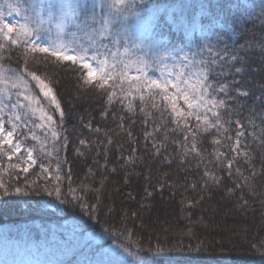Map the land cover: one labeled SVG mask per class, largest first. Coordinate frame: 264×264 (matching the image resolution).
I'll return each mask as SVG.
<instances>
[{
    "label": "trees",
    "instance_id": "16d2710c",
    "mask_svg": "<svg viewBox=\"0 0 264 264\" xmlns=\"http://www.w3.org/2000/svg\"><path fill=\"white\" fill-rule=\"evenodd\" d=\"M200 1L146 0L152 13L145 11L143 13L144 22L140 24L136 23L134 17H130L129 28L145 37L156 36L158 38L162 35L170 48L171 42L176 37L182 36L179 31L185 19L192 17L193 14L189 11H193L192 9H195ZM246 1L247 4L253 2L245 17L230 19L226 26L223 25L220 28L232 42L229 46L230 49L239 48L245 42L251 44L250 48L241 52V60L236 65L241 68V71L236 73L233 70L228 77L229 81L236 82L231 95L238 105V111L235 113L234 104L229 105L232 111L225 113V121L239 120L240 123L253 121L257 123L256 127L262 131L253 133L257 136H251L247 141L246 154H243L242 159L239 160L240 172L238 174L233 171L234 175L228 176L226 171H221L219 168L217 174L214 175L220 178L223 183L219 186L213 184L209 188L204 186L205 182L201 174L193 171V164L178 165L173 152H169V159L174 162L171 167L167 166L161 159L154 157L149 148L145 150L141 147L145 145L142 143V137L147 126L143 124L139 114H126L121 110V105L116 103L114 107H109V116L103 118L101 112L105 110V98L97 90L81 85L76 71L78 66L71 62H56L54 58L45 61L41 54L34 59L30 58V67L32 70H37V75H40L45 83H49V78L56 81L53 85L54 94L65 113L62 130L69 138L67 149L60 153V159L63 160L66 157L69 162L64 167V172H67L69 167L71 168V186L78 189L76 194L82 195L84 202L88 204L96 205L99 201V211L90 216L87 211L81 210L78 202L73 201L71 195L67 196L69 202L65 203H61L54 195L48 196L46 193L14 194L0 197V242L8 240L12 235L24 232L21 229L22 222L30 221L31 225L27 226L29 230L27 235L31 239H28V242L38 239V236L36 237L37 229L33 227L35 222H39L40 226L53 224L66 229L67 232H72L68 238L64 237L63 233H53L57 239L62 240L61 244L55 240L50 245V250L41 252L38 260L32 264H87L90 256L94 255L93 252L98 253L100 249L99 244L94 240L96 235H106L104 231L107 230L108 235L112 233L118 242L123 241L121 243L123 247L135 248L142 258L148 260L149 264H170L173 261L183 264L185 256L201 261V263L193 264H207L223 260H232V262L241 260L248 264H261L264 257L255 249L264 243V123L258 118L259 115L264 114V103L257 102V98L264 95V51H262L264 49V27H262L264 16L261 15L264 13V0ZM14 2L16 0H13ZM221 4L220 7L224 10L226 6ZM1 5L7 12L5 0H0ZM152 15L156 17L154 31L147 23L152 19ZM222 22L219 24L221 25ZM144 43L147 44L148 40L145 39ZM152 71L158 75L155 70ZM236 89H239L240 93L247 92L249 95L245 97L238 94ZM30 94L34 98L33 107L38 109L36 117L39 116L41 108L50 111L48 101L43 99L38 88ZM112 113L125 116L123 129L118 127L119 121L113 118ZM54 116L58 117L59 113L56 112ZM157 116L158 114H154L153 119ZM129 117L135 123H131ZM89 121L92 122L93 128L101 129L100 133H94L85 127ZM36 122L39 123V120ZM229 125L223 136V142H226L228 137H231L228 138L231 142L235 138L236 125L235 123H229ZM128 131H131V136L127 134ZM223 133L224 130H222V135ZM35 134L40 136V141L33 142L29 138L25 145L34 148V158L37 160V165L30 169L27 180L29 183L38 181L43 185L44 176L39 164H51V168L55 169V158L47 155V151H51L50 142L46 151L40 148V143L45 140L44 134L39 129H36ZM108 137H111L113 141L111 145L107 143ZM80 140H85L86 145L81 146ZM77 148L80 149L82 155L77 154ZM132 148L136 149L135 153H132ZM105 149H107V161L104 159ZM98 152L99 155H97ZM207 153L208 149H206ZM129 156L133 157L135 163H125ZM212 160L209 158L211 165ZM11 163H21V161H17L13 157ZM8 164L9 161L6 157L0 159V182L15 185L19 180L20 186H22L25 174L19 169L13 171L8 168ZM5 168L8 170L5 171ZM113 168L116 169L115 172L112 171ZM161 168L166 170L167 175L164 180ZM90 169L91 174H89ZM143 170H147L148 173L144 175ZM182 170L189 171L191 174L185 175ZM16 172H19V176L16 175ZM188 177L189 184L195 185V188L189 187ZM195 178L201 180L199 186L193 183ZM157 183L159 187L164 185L163 190L158 189ZM168 183H174L177 186L174 196H171L174 210L168 220L169 224L162 223L164 226L161 229L162 232L158 233L160 235L149 234L144 227L143 217L149 215L152 209H157L159 203L164 199L169 198ZM80 187L85 190L79 191ZM165 187L167 189L164 192ZM63 191L65 193L68 191L67 180L64 181ZM223 191H228L225 192L226 197L223 196V198L224 202L231 205V212L243 218L251 217L254 222L253 225L248 226L249 234H253L251 231L254 232L249 241L243 245L234 244L238 246L239 250L222 251L219 250L220 247H217L220 245L216 246L215 243L205 242L204 234L211 233V229L215 226L212 223L214 221L208 216L210 211L205 215L204 208L216 200L219 195H223ZM146 193H151V195H146ZM238 197L241 199H237ZM114 198L117 207L111 212V215L109 209H113L111 206H113ZM61 199H65V197L62 196ZM244 201H247V207L242 208L241 205ZM219 211L214 213V217L218 215ZM132 213L137 215L133 217ZM252 227L254 230H251ZM143 228L145 232L141 234ZM34 233L35 238H33ZM128 233H134L131 239H129ZM50 234L47 228L43 240L47 241ZM105 240H109L107 235ZM134 241H139V247H142L144 251H138V244ZM157 245L164 247L166 251L164 253L151 252L145 255L149 246ZM187 246L201 247L204 250L199 253L182 250ZM98 260L99 258L94 256L90 264H97ZM109 261L111 264H133L128 258L122 260L104 258V261H99V263L108 264Z\"/></svg>",
    "mask_w": 264,
    "mask_h": 264
},
{
    "label": "snow or ice",
    "instance_id": "6c2138e0",
    "mask_svg": "<svg viewBox=\"0 0 264 264\" xmlns=\"http://www.w3.org/2000/svg\"><path fill=\"white\" fill-rule=\"evenodd\" d=\"M6 7L7 12L0 6V159L6 157L9 161L8 168L13 171L19 169L25 174V179L22 186L19 180L15 185L0 182V197L46 193L65 203L69 202L67 196L71 195L81 210L87 211L90 216L99 211V201L96 205L88 204L84 202L82 195L76 194L78 189L71 186V168L64 172V167L69 162L66 157L61 160L60 153L67 149L69 138L62 130L65 113L54 94L53 85L56 81L49 78V83H45L37 75V70L30 67V58L43 54L45 61L54 58L56 62L77 65L81 85L97 90L105 98V110L101 112L103 118L109 116V107L119 103L126 114H139L145 126L153 124L152 131H145L143 134L147 142L145 150L150 143L153 155L169 167L173 161L164 155L168 152L169 135L181 138L170 143L174 148L184 149L182 154L185 159L181 163H186L189 153L201 156L196 144L201 125L205 134H210L213 130L219 132L223 127L221 114L232 111L229 105L235 103L231 92L236 82L229 81L228 77L233 70L236 73L241 71L236 65L241 60V52L250 48L251 44H241L235 49L220 47L213 42L215 37L212 33L201 32L199 36L193 33L186 45L194 48V51L169 48L162 35L158 38L145 37L129 28L130 17H134L136 23L140 24L144 22L145 11L152 13L146 0H16ZM13 13L21 16L22 20H9L8 17ZM261 15L264 16V13ZM155 20V15H152V19L147 21L153 31ZM145 39L148 40L147 44L144 43ZM36 88L42 93L43 99L48 101L50 109H39L38 117V109L33 107L34 98L30 94ZM236 92L245 97L249 95L247 92L240 93L239 89ZM257 102L264 103V95L257 98ZM56 112L59 113L58 117L54 116ZM154 114H159L161 123L157 124L152 120ZM112 116L119 121L118 127L123 129L125 116L116 113H112ZM258 118L264 123V114ZM129 119L131 123H135L130 117ZM224 123L236 125L235 142L230 147L238 155L242 147L241 138L245 135V125L239 120ZM85 127L97 134L101 131L99 127L93 128L91 121ZM36 129L45 136L44 142L40 143L41 150L46 151L50 142L51 151H47V155L55 158V169L51 168V164H39L44 176L43 185L38 181L29 183L27 180V175L37 165V160L34 158V148L25 145L29 138L33 142L40 141V136L35 134ZM127 134L132 135L131 131ZM212 142L220 144L219 140ZM107 143H113L111 137H108ZM79 144L85 146L86 141L80 140ZM131 151L135 153L136 149L132 148ZM76 152L82 155L79 148ZM13 157L21 163H11ZM104 159H108L107 149ZM125 163H135V160L129 156ZM233 163L234 158L228 159L227 167H221L220 170L233 176ZM8 168L4 170L7 171ZM112 171L115 172L116 169L113 168ZM239 172L240 169L237 168L236 173ZM16 175L19 176V172ZM203 179L204 186L209 188L213 184L219 186L223 183L214 173L207 171L204 172ZM65 180L68 181L67 193L63 191ZM84 190L83 187L79 188L81 192ZM146 195L150 196L151 193ZM62 196L65 199H61ZM241 207H247V201ZM112 211L114 209H109L110 214ZM131 215L135 217L137 214ZM133 235L134 233H128L129 239ZM134 242L138 244V251H144L139 247V241ZM182 250L199 253L204 249L187 246ZM124 251L131 255L127 249ZM165 251L160 245L149 246L145 255ZM255 251L264 257V243ZM140 264L149 262L141 259Z\"/></svg>",
    "mask_w": 264,
    "mask_h": 264
},
{
    "label": "rangeland",
    "instance_id": "374dc122",
    "mask_svg": "<svg viewBox=\"0 0 264 264\" xmlns=\"http://www.w3.org/2000/svg\"><path fill=\"white\" fill-rule=\"evenodd\" d=\"M157 163L160 164V162H157ZM143 171L144 172L142 173H144V175L145 173H148L147 170H143ZM161 172L163 173L162 177L164 180L167 175L166 170L164 168H161ZM187 181H188L189 187L191 188L193 185L189 184V181H190L189 178H187ZM193 183L199 186L201 183V180L199 178H195L193 180ZM176 187H177L176 184L174 183L170 184V186L168 187L169 198L164 199L161 203H159L157 209L156 208L152 209V212H150L149 215L143 217L144 227L146 228L147 232H149V234L160 235L158 233L162 232L161 230L162 227L164 225L169 224L168 220L171 217V214H172L171 212L174 210L173 209L174 203H171L172 201L171 196H174V192H175L174 190L176 189ZM225 192H228V191H223L222 192L223 195H219L216 200H213L211 203H209L204 208L205 215L206 213H208V211H210L208 216L210 217L211 220L214 221L212 223L215 226L213 227V229H211V233L206 234V235L204 234V238H205L206 243L207 241H209L210 243H215L216 246L220 245V246H217V247H220L219 250H222V251L230 250V249L239 250L237 245H243V243H247V241H249L251 236L254 234L253 231H251V233L253 234H249L248 232V226L253 225L254 222L251 217L243 218L231 212L230 210L231 205H229V203L227 202H224L225 199L223 198V196L226 197ZM237 199H241V198L238 197ZM116 204L117 203L114 198L113 206H111V208L113 207V209H115L117 207ZM217 210H220V211L219 213H217L218 215L214 217V213H216ZM162 223H164V225H162ZM251 230H254V227H252ZM144 232H145V229L143 228L141 234H143ZM24 240H25L24 236H21L20 238L15 239L8 246L5 245V247L0 249V264H28L29 262L33 261V259H31L30 261L29 256L31 255V253L32 254L34 253V249L29 248L30 249L29 251L31 253H27V252L25 253L27 249L24 250L22 248L23 245H25ZM96 240H99L98 236L96 237ZM14 243H19V247L17 248ZM235 243L237 245H234ZM107 249L112 251L113 253H116L117 251V249H115L113 246H109Z\"/></svg>",
    "mask_w": 264,
    "mask_h": 264
}]
</instances>
